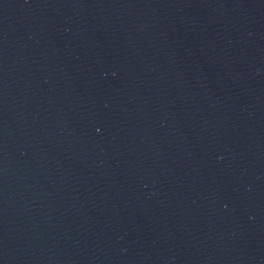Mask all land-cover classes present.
Instances as JSON below:
<instances>
[{
	"label": "water",
	"instance_id": "water-1",
	"mask_svg": "<svg viewBox=\"0 0 264 264\" xmlns=\"http://www.w3.org/2000/svg\"><path fill=\"white\" fill-rule=\"evenodd\" d=\"M0 264H264V0H0Z\"/></svg>",
	"mask_w": 264,
	"mask_h": 264
}]
</instances>
